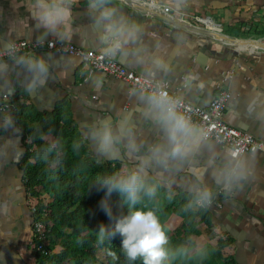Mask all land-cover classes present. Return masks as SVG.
Returning <instances> with one entry per match:
<instances>
[{
	"label": "crops",
	"instance_id": "crops-1",
	"mask_svg": "<svg viewBox=\"0 0 264 264\" xmlns=\"http://www.w3.org/2000/svg\"><path fill=\"white\" fill-rule=\"evenodd\" d=\"M154 10L143 14L119 0L112 7L143 26L139 40L110 56L135 73L165 85L171 92L199 107H207L220 91L229 94L223 111L228 125L251 134L264 143V51L238 50L209 37L174 26L180 19L203 26L197 18H208L225 34L237 38L264 39V0H138ZM90 0H72L70 43L101 52L97 26L89 10ZM33 0H0V52L8 42L57 39L45 35L32 16ZM164 8L169 11L164 12ZM59 40V39H58ZM102 53V52H101ZM50 63L42 85L30 87L33 74L13 58H1L0 103L5 94L19 95L41 112L63 105L79 134L85 156L104 163L125 166L139 163L148 146L163 140L159 124L144 114L140 93L121 79L92 70L77 56L38 52ZM163 57L168 70L156 69L154 61ZM154 75H151L152 72ZM190 75L196 78L190 80ZM123 128L115 154L100 151L95 138L86 133L100 120ZM8 111L0 112V264H36L31 245V215L21 162L29 138L24 137ZM141 147L129 151V139ZM51 142V138L47 139ZM195 169V173L193 172ZM152 175L162 173L165 183L157 204L185 207L172 211L167 227L176 228L185 218L193 189H212L210 213L212 229L198 225L202 245L205 238L221 239L227 264H264V148L234 156L217 142L203 140L186 161H170L168 168L153 164ZM169 184L171 187L169 188ZM169 191L173 195L169 198ZM175 223V220H178ZM174 225L173 227H170ZM207 243V242H206Z\"/></svg>",
	"mask_w": 264,
	"mask_h": 264
},
{
	"label": "trees",
	"instance_id": "trees-1",
	"mask_svg": "<svg viewBox=\"0 0 264 264\" xmlns=\"http://www.w3.org/2000/svg\"><path fill=\"white\" fill-rule=\"evenodd\" d=\"M8 115L21 134L29 138L21 168L28 200L35 201L29 207L31 223L37 220L44 224L47 241L44 247L55 251L50 255L36 251L42 241L34 239L36 247L32 248L38 264H130L121 248L120 234L101 243L97 231L101 223L114 221L100 207L106 190L95 180L120 170V166L84 155L81 138L63 105H57L51 112H41L30 102H20L19 95H15ZM161 193L159 189L155 197H145L137 207L151 208L159 217L168 235L166 247L172 254L169 264H227L221 253L226 245L223 240L217 239L215 251L197 249L196 240L201 235L198 225L212 229L207 207L188 208L181 224L171 230L163 220L167 210L157 204ZM110 201L114 214L128 211L116 192ZM182 207H185L182 203L175 206V213L179 214ZM99 251L104 253L100 262ZM131 264H143V260L138 258Z\"/></svg>",
	"mask_w": 264,
	"mask_h": 264
},
{
	"label": "clouds",
	"instance_id": "clouds-1",
	"mask_svg": "<svg viewBox=\"0 0 264 264\" xmlns=\"http://www.w3.org/2000/svg\"><path fill=\"white\" fill-rule=\"evenodd\" d=\"M71 5L72 0H33L31 13L37 27L42 28L45 35L50 33L60 41H66L73 36ZM89 10L97 26L96 39L104 55L113 56L124 51L128 44L139 40L144 30L140 23L112 7L110 0H90ZM16 47L15 42L6 44L9 53H15ZM13 59L33 74L30 87L45 82L50 63L44 56L28 52L13 55ZM154 64L156 69L168 70V61L163 57L157 58ZM154 74L153 71L151 75ZM195 78L194 75L189 77L190 80ZM140 99L146 105L144 114L156 121L163 130V140L149 145L147 151L139 156V163L125 166L112 174L98 176L95 180L100 188L106 190L99 202L100 207L114 221L100 224L98 238L103 243L119 233L122 237L121 248L130 264L138 258H142L143 264H169L172 254L166 247L168 235L159 217L151 208L137 205L145 197H155L165 183L162 173L155 176L151 174L153 164L168 168L170 161H186L196 145L205 139V131L184 110L183 98L162 84L157 83L146 94H141ZM121 133L128 136L123 128L117 129L109 119H103L86 134L95 138L98 150L115 154L119 150L116 145ZM140 147L134 138L129 139L130 152L135 154ZM113 192L127 204L126 213L114 214L110 201ZM172 195V191H169V198ZM212 196L211 188L197 187L193 189L189 206L206 205L211 202Z\"/></svg>",
	"mask_w": 264,
	"mask_h": 264
},
{
	"label": "built area",
	"instance_id": "built-area-1",
	"mask_svg": "<svg viewBox=\"0 0 264 264\" xmlns=\"http://www.w3.org/2000/svg\"><path fill=\"white\" fill-rule=\"evenodd\" d=\"M168 11V8H164V12L167 13ZM197 21L203 26L205 25L209 28L217 27L213 25L211 20L208 18H197ZM15 44L17 46L15 53H9L8 50H5L0 52V57L13 58V55H20L21 53L28 52H47L77 56L92 70L102 72L107 76L121 79L126 82L130 88L136 90L140 94H146L147 91L151 90L157 83H159L135 73L118 63L110 56L104 55L101 52L83 50L76 45L66 43L58 39L39 41L19 40L16 41ZM163 86L166 87L165 85ZM2 98L3 101L0 103V112L9 111L11 108V100L9 101L10 98L5 94ZM228 99L229 94L225 91H220L207 107L203 108L197 105L195 106L184 99L183 107L184 110L191 115L192 119L204 129V140H211L228 147L234 156L263 150L264 143L262 141L247 132L240 131L225 123L223 120V111ZM32 226V247H36V241H34V239L40 240L42 241V244L37 245L36 251L50 255L52 252L44 247L45 244H47V241H45L44 224L40 221L34 220L32 221Z\"/></svg>",
	"mask_w": 264,
	"mask_h": 264
},
{
	"label": "water",
	"instance_id": "water-1",
	"mask_svg": "<svg viewBox=\"0 0 264 264\" xmlns=\"http://www.w3.org/2000/svg\"><path fill=\"white\" fill-rule=\"evenodd\" d=\"M132 10L143 14H153L154 10L145 3L138 0H119ZM171 23L181 29L209 37L225 45L234 47L238 50L264 51V39L237 38L222 32L219 28H209L207 26H197L180 19L172 20Z\"/></svg>",
	"mask_w": 264,
	"mask_h": 264
},
{
	"label": "rangeland",
	"instance_id": "rangeland-1",
	"mask_svg": "<svg viewBox=\"0 0 264 264\" xmlns=\"http://www.w3.org/2000/svg\"><path fill=\"white\" fill-rule=\"evenodd\" d=\"M43 198L47 201L48 200V197L46 196V195H44L43 196ZM35 205V201L34 200H32V199H30V201H29V207H33ZM162 205V204H161ZM160 205V206H161ZM164 206H166L167 207V209L169 210L168 212H166L167 214L164 216V218H163V220H164V223L167 225V222L169 221V217H171L173 214H172V211H174V208H175V206H173L172 204H165V205H163V207ZM179 222V219L178 220H175V223H178ZM174 225H171L170 227H173ZM32 230H33V226H32V224H31V232H32ZM32 235H33V233H32ZM205 241V243L204 244H208V247L209 248H213L214 246H215V244H216V240L214 239V238H210L209 240L208 239H204ZM202 240H200V239H197L196 240V244H197V247L198 248H200L201 247V245H202ZM207 242V243H206ZM57 251V250H56ZM53 252H55V251H53ZM52 252V253H53ZM101 260H104V253H103V251H99V253H98V262H100Z\"/></svg>",
	"mask_w": 264,
	"mask_h": 264
},
{
	"label": "flooded vegetation",
	"instance_id": "flooded-vegetation-1",
	"mask_svg": "<svg viewBox=\"0 0 264 264\" xmlns=\"http://www.w3.org/2000/svg\"><path fill=\"white\" fill-rule=\"evenodd\" d=\"M32 224V223H31ZM32 245V244H31ZM33 250V249H32ZM34 260H35V262H36V264H38V262L36 261V259L34 258Z\"/></svg>",
	"mask_w": 264,
	"mask_h": 264
}]
</instances>
